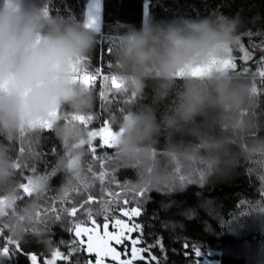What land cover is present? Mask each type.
<instances>
[{"label":"clouds","instance_id":"clouds-1","mask_svg":"<svg viewBox=\"0 0 264 264\" xmlns=\"http://www.w3.org/2000/svg\"><path fill=\"white\" fill-rule=\"evenodd\" d=\"M248 30L264 33V17H149L111 46L103 90L115 77L121 98L131 99L118 114L106 106L116 132L111 155L134 173L128 191L162 195V212L177 207L174 223L214 207L210 197L187 207L174 199L190 187L227 182L245 166L264 176V85L223 63ZM97 43L83 22L53 14L50 0H0V228L17 242L43 218L50 188L42 173L21 180L20 161H38L49 133L61 147L57 197L92 182L86 159L94 140L77 117L96 116L99 92L83 76L95 74ZM31 235L47 247L45 233Z\"/></svg>","mask_w":264,"mask_h":264},{"label":"trees","instance_id":"trees-1","mask_svg":"<svg viewBox=\"0 0 264 264\" xmlns=\"http://www.w3.org/2000/svg\"><path fill=\"white\" fill-rule=\"evenodd\" d=\"M144 2L145 0H102V32L105 35L119 34L121 31L117 33L115 26L118 25L122 30L132 24L139 27L141 21L149 17L169 19L176 16L233 15L237 12H240L246 21L257 13L264 17V0H151L148 17L143 15ZM86 5L87 0H50V10L53 14L68 17L71 12L77 20L83 19ZM249 27L251 26L249 25ZM110 28L113 29L111 32ZM253 32L255 33V31ZM261 39L264 37L255 36L253 42L258 43ZM242 43L249 51H252L251 43L246 37L242 39ZM111 46L112 44L107 40H101L98 36L95 54L91 60L95 72L100 66H103V73H109L108 65L111 54L107 52V49ZM232 55L236 58L237 71L248 67L249 74H256L257 82L261 83L257 70L259 57L264 53H261L257 48L254 53L255 59L246 65L239 59L242 54L238 47L233 49ZM101 82L98 79L95 85L97 92L101 90ZM122 100L118 96L116 102L111 104L113 112L118 114L119 107L123 105ZM95 111L97 118L90 124V129L98 128L102 120L107 119L106 109L102 111L99 97ZM94 144L97 146L98 155H108L117 161L116 178L119 182L124 183L128 178L133 177L134 173L124 168L120 161L111 155L112 149H101L99 139L94 141ZM60 152L59 143L49 133L43 142L41 158L35 162L21 160L17 173V176L25 181L33 173H42L50 177L48 194L41 202L43 218L30 226L28 229L30 234L26 237L25 242H19L25 252H35L40 258L50 255L54 249H58L62 239L66 242L72 239L67 229L74 222L63 214L57 218L56 214L51 211L52 199L62 201L68 194L66 193L62 199L56 195L57 189L64 179L63 174H57V169L54 166L56 154ZM86 165L92 176L100 170L99 164L92 160L91 155L87 157ZM249 170L245 166L227 182L216 183L204 190L190 187L186 192L176 195L174 199L181 202L183 207L197 205L198 200L203 198L210 197L211 201H214V207L207 214L200 212L197 219L184 221V223L173 222L181 219L177 207H173L171 211H160V201L165 197L155 191L149 192L150 199L144 204V214L135 219L137 223L146 225L144 239L148 244L153 243L158 236L163 238L165 251L162 253L159 248L152 249L158 258H162L161 264H195L197 259L200 260L202 255H209L210 252H213L211 257L217 260V264H264V176L250 174ZM83 188H79V190L82 191ZM76 190L78 189L71 193ZM112 190L116 191L114 187ZM258 193L260 194L258 195ZM93 194L100 195L99 185ZM76 199L79 200L81 197H76ZM133 206H135L133 202L127 205L128 208ZM90 207L95 210L98 206ZM119 207H124V205L120 204ZM165 207L167 206L165 205ZM114 215H119V213L115 212ZM120 218L126 219L122 216ZM80 219L86 218L78 213L76 222H79ZM97 222L102 225L103 218L97 217ZM34 232L45 233L47 247L36 241L31 235ZM132 235L135 238L137 233ZM186 241L190 242L191 246L201 249L199 258L195 257L191 247L188 250V255H185L182 244ZM114 246L123 252V245ZM126 246L129 250L131 249L130 243L126 242ZM61 250L65 254L68 251L63 246H61ZM147 255L145 253L146 257ZM72 259L74 264L75 260H79L80 264H85L87 257L83 252H79ZM106 264H112V261L108 260ZM137 264H146V262L138 261Z\"/></svg>","mask_w":264,"mask_h":264},{"label":"snow or ice","instance_id":"snow-or-ice-1","mask_svg":"<svg viewBox=\"0 0 264 264\" xmlns=\"http://www.w3.org/2000/svg\"><path fill=\"white\" fill-rule=\"evenodd\" d=\"M151 0H145L143 8L144 17L150 15ZM102 0H87L86 11L83 12V19L79 20L83 22L84 26L94 30L101 40H107L110 44L115 43L119 39V35H105L102 32ZM70 16L74 14L69 13ZM113 29H109L111 32ZM115 31L119 33L123 31L119 26H115ZM255 36L264 37V33L253 32L251 30L245 31L240 37V41L237 45L238 50L242 54L240 60L246 65L249 61L255 59V50L258 48L261 53H264V39H261L258 43L253 42ZM246 37L252 46V51L242 43V39ZM111 47L107 49L108 53H111ZM233 53V50H231ZM225 66L231 65L232 69L240 74L247 75L250 72L248 67L242 68L237 71L238 65L236 58L232 55L229 60L223 62ZM257 74L260 77L261 84L264 85V55H261L258 60ZM110 68L111 65L109 64ZM200 69L193 70L195 75ZM98 79L105 81L108 79V74L103 73V66H100L95 74H85L83 80L88 82H94L95 85ZM122 88L115 77H112L111 89L107 93L103 90L101 84V90L99 91V98L101 100L102 111L106 109V106L116 102L117 97H121L119 90ZM132 99H134V94ZM123 103H130L131 99L124 98ZM96 116H89L87 118L80 116L77 117L84 126L89 127L90 124L96 120ZM122 131V130H121ZM116 132L112 128L109 120L104 119L101 125L96 129H91L89 136L96 141L99 139V147L101 149H112L113 139ZM90 155L95 163L99 164V171L95 172L92 176V182L86 184L83 190H76L74 193H68L67 197L60 201L52 199L51 211L56 214L57 218L64 216L70 218L74 223L71 224L67 232L70 233L72 239L70 241L61 240L60 247L50 258L45 257L43 264H58L63 261L65 264H74L73 257L79 252H83L87 257L85 264H106L108 260L112 261V264H137L138 261H145L146 264H161V259L158 258L152 249L159 248L163 253L165 246L163 238L158 236L154 239V242L148 244L145 237L144 223H137L135 218H139L144 214V204L150 199L149 191L142 190L139 192L128 191L125 183H121L116 178L118 172L117 161L114 158H110L108 155H98L97 146L93 143L89 145ZM249 173H253L249 170ZM259 179V178H258ZM99 185L100 195H94L93 192ZM116 191H113L112 188ZM25 191L27 189L25 188ZM260 193H258L259 195ZM76 197H81L77 200ZM123 197V199H121ZM130 202H133L135 206L128 208ZM123 204L124 207H119ZM98 206L95 210L90 206ZM118 212L119 215H114ZM78 213H80L86 219H80L77 221ZM126 219H122L120 217ZM97 217L103 218V224L97 222ZM111 229V230H110ZM133 233H137L133 238ZM4 230L0 229V257H4L3 264H10L13 257L18 259L19 255H24L29 261V264H40V258L35 252H25L18 242H13L7 239L4 235ZM126 242L130 243L131 249L126 246ZM114 245H123V252L119 251ZM144 245V246H140ZM61 246L68 249L67 253L61 251ZM182 247L185 249V255H188V250L191 247L192 252L196 258L201 256V249L199 247L191 246L190 242H184ZM147 253V257L145 256ZM94 257V259H93ZM166 259V257H165ZM75 264H80L79 260H75ZM195 264H200L199 259Z\"/></svg>","mask_w":264,"mask_h":264},{"label":"flooded vegetation","instance_id":"flooded-vegetation-1","mask_svg":"<svg viewBox=\"0 0 264 264\" xmlns=\"http://www.w3.org/2000/svg\"><path fill=\"white\" fill-rule=\"evenodd\" d=\"M0 229H3V228H0ZM4 233H5L4 235H5V237H6L7 239H9V240H11V241H13V242H17V241H15V240L11 239L6 231H4ZM0 242H2V241H0ZM18 243H19V242H18ZM56 250H57V249H54V250L51 252L50 255H46V256H43V257H41V258H40V256L38 255L39 258H40V264H43V259H44L45 257L50 258L51 255H52L53 253L56 252ZM61 251H62V250H61ZM0 255H2V254H0ZM4 260H5L4 257H0V262H2V264H3ZM10 264H29V261L25 258L24 255H19V256H18V259H17L16 257H13V260L10 262ZM58 264H63V261L58 262Z\"/></svg>","mask_w":264,"mask_h":264},{"label":"rangeland","instance_id":"rangeland-1","mask_svg":"<svg viewBox=\"0 0 264 264\" xmlns=\"http://www.w3.org/2000/svg\"><path fill=\"white\" fill-rule=\"evenodd\" d=\"M213 254V252H210L209 255H202L200 261V264H217V260L213 257H211V255Z\"/></svg>","mask_w":264,"mask_h":264}]
</instances>
